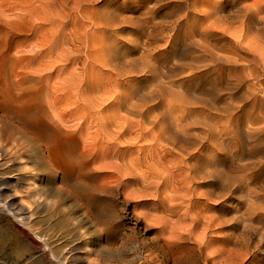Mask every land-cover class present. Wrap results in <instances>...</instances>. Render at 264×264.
Returning <instances> with one entry per match:
<instances>
[{
    "label": "rangeland",
    "instance_id": "1",
    "mask_svg": "<svg viewBox=\"0 0 264 264\" xmlns=\"http://www.w3.org/2000/svg\"><path fill=\"white\" fill-rule=\"evenodd\" d=\"M4 1L0 4L5 8L1 15L4 22L0 21L1 116L9 109L29 107L43 116L50 123L54 141L52 159L65 178L60 183L32 146L21 159L36 180L34 186L27 187L24 179L15 180L23 171L21 166L7 168L3 164L7 157L0 156V264H264V35H259L264 31V2L245 0L261 6L256 18L251 15L252 20L249 15L248 21L258 27L244 33L242 43L247 49L242 43L241 51L231 48L236 45L229 42L233 36L227 35L233 28L224 37L196 33L198 37L193 39L211 42L212 48L222 54L214 57L215 61L186 52L190 50L185 43L187 29H196L197 25L195 19L184 20L180 15L173 20L160 17L164 30L154 41L159 45H144L134 25L130 26L137 19L150 17L141 14L140 0ZM161 2L176 4V0ZM28 4H32L31 9ZM21 8L30 11L22 12ZM159 8V15L163 14ZM105 12L109 23L102 16ZM173 26L181 31L180 46L169 41ZM260 28L261 32L257 31ZM160 35L165 36L160 39ZM218 39L224 41L218 43ZM224 52L231 60L223 56ZM205 64L209 69L215 67L210 71ZM161 133L170 137L165 136V140ZM177 134L179 138L174 137ZM169 139L178 142L169 143ZM113 167L123 171L116 172ZM208 171L215 175L203 179L202 172ZM227 173L237 182L229 180ZM239 175L244 176L242 180ZM206 189V194L202 193ZM34 193L41 200H34ZM80 196L90 200V214H85ZM35 201L42 205L36 208L30 223L51 251L16 218L17 213L26 212L27 202L36 206Z\"/></svg>",
    "mask_w": 264,
    "mask_h": 264
},
{
    "label": "bare ground",
    "instance_id": "2",
    "mask_svg": "<svg viewBox=\"0 0 264 264\" xmlns=\"http://www.w3.org/2000/svg\"><path fill=\"white\" fill-rule=\"evenodd\" d=\"M4 1V0H3ZM18 1H20V0H18ZM17 1V4L18 3H20V2H18ZM31 1V0H30ZM36 1H38V0H36ZM43 1H45V0H43ZM43 1H40V2H43ZM47 2H48V0H46ZM68 1V0H67ZM74 1H76V0H74ZM74 1H71L72 2V4H74L75 2ZM81 0H79V2H80ZM93 1V0H92ZM91 1V2H92ZM106 1V0H105ZM138 1V0H137ZM141 2V4H138V7H139V5H141L143 8V13H141L142 15L144 14V15H149L150 17H146V16H144V18L141 16L140 18H143L142 20H140L139 19V22H138V17L139 16H137V18H134V20H136L137 19V21H132L134 24H131L130 26L132 27V25H134L133 26V28H134V31L139 35V37L141 38V40H142V43L144 44V45H150V44H152L155 40H156V38L159 36V34H161L162 32H163V26H164V23H163V21L161 20L163 17H173L174 16V18L175 17H177L178 15H180V18H181V16L184 18V20H188L189 18H191V20L192 19H195V21H194V23H196L195 25H197V27H195L196 29H194V28H192L191 27V29L189 28V29H187V35L189 34V37H186V40H187V42H185L186 43V45L188 46V48H190V50H186V49H188L186 46V49L184 48L183 50H186V52L187 53H189V54H194V55H196L197 54V57L199 56V57H212V58H214V57H217L218 55H221L222 56V54H218V52H217V50L215 49H213L212 47V43L211 42H209V43H207V41L205 40H201V39H198V38H196V39H193V38H195L194 36L196 35V33H197V35H200V34H202L201 36L202 37H205V36H209V35H211V36H213L214 34H220L221 36H223L224 34H226L225 32L226 31H228L229 33H231L229 30L231 29V28H233V33H231V35L229 34V33H227V34H229V35H227V36H233V41H232V39H231V37H229L231 40H229L228 38H227V36H225L226 38H227V41L229 40V42L231 41V43L233 44V43H235V45L236 46H234L233 45V47H231V48H234V47H237V48H239V50H240V44L243 42L242 41V39L244 38V33L245 32H249V31H252L253 29H257V27L255 26V24H253V22L252 21H248V20H250L249 19V17L251 16V15H253L254 16V18H256V16H257V13L259 12V7L261 8V6H258V4L256 3L257 2V0H256V2L254 1V2H252V4H247V3H245V0H176V4H174V5H170V4H166V3H162V4H159L160 3V1L159 0H154V1H156L159 5H155L154 3H156V2H154V1H151V0H140ZM250 1V0H249ZM261 2H264V1H262V0H260ZM5 2V1H4ZM7 2H10V0L9 1H7ZM25 3L27 2V1H24ZM66 2V1H65ZM74 2V3H73ZM82 2V1H81ZM85 2H87V1H85ZM113 2H114V0H113ZM150 2H154L152 5H148V4H150ZM174 2V1H173ZM172 2V3H173ZM260 2V3H261ZM11 3V2H10ZM9 3V4H10ZM14 3H16V2H14ZM28 3H30L29 1H28ZM49 3V2H48ZM82 3H84V2H82ZM89 3V2H88ZM87 3V5H90V4H88ZM104 3V2H103ZM111 3V2H110ZM109 3V4H110ZM131 3H132V1H131ZM134 3H135V1H134ZM138 3V2H137ZM259 3V4H260ZM0 4H2V0H0ZM16 4V5H17ZM21 4V3H20ZM24 4V3H23ZM33 4V3H32ZM32 4H28V5H31V6H28L29 8L30 7H32ZM44 4V3H43ZM45 4H47L46 2H45ZM76 4V3H75ZM79 4V3H78ZM78 4H76V5H78ZM19 5V4H18ZM67 5H69V3L67 2ZM81 5H83V4H81ZM80 5V6H81ZM86 4H84V6H85ZM112 5V4H111ZM131 5V4H130ZM133 5V4H132ZM137 5V4H136ZM261 5V4H260ZM3 6V5H2ZM9 6V5H8ZM48 6V5H47ZM46 6V7H47ZM71 6V5H70ZM70 6H69V8H70ZM75 6V5H74ZM73 6V7H74ZM184 6L185 7H187L183 12H182V9L184 8ZM10 7H11V4H10ZM18 7V6H17ZM21 7V6H20ZM38 7V6H37ZM72 7V6H71ZM90 7V6H89ZM131 7V6H130ZM159 7H162V10L164 11V12H162L163 14H160L159 15ZM262 7H264V6H262ZM12 8H13V6H12ZM27 8V7H26ZM82 8V7H81ZM85 8H86V6H85ZM84 7H83V9H82V11L85 9ZM104 8V7H103ZM136 8V7H135ZM135 8H132V9H135ZM141 8V7H140ZM19 10H20V8H18ZM23 9V10H22ZM31 9V8H30ZM30 9H28V10H26V9H24V8H21V11L23 12V11H30ZM73 9H75V8H73ZM73 9H72V11H73ZM3 10H5V8L3 9V7L1 8V6H0V21L3 19L4 20V18L1 16L2 14H5L4 12H3ZM9 10V9H8ZM35 10V9H34ZM76 10L77 9H75V12H76ZM90 10V9H89ZM12 11V10H11ZM16 11V10H15ZM31 11H33V8H32V10ZM101 12H102V10H100ZM100 11H98L99 13H100ZM105 11V10H104ZM103 11V12H104ZM138 11V10H137ZM182 13H181V12ZM261 11H264V10H261ZM45 12V11H44ZM81 12V9L79 10V13ZM97 12V11H96ZM109 12H111L110 10H109ZM32 13V12H31ZM30 13V14H31ZM107 12H105V13H102V14H104V15H102V16H105V15H107L106 14ZM260 13V12H259ZM17 15L19 14V13H16ZM28 14V13H27ZM76 14H77V12H76ZM81 14V13H80ZM90 14H91V12H90ZM109 14V13H108ZM111 14H113V12L111 13ZM195 14H197V16L195 15ZM13 15V14H12ZM15 15V14H14ZM20 15H22V13L20 14ZM19 15V16H20ZM29 15V14H28ZM28 15H26L25 14V16H27V17H29ZM32 15H34V13H32L31 14V18H32ZM83 15V14H82ZM81 15V16H82ZM162 15V16H161ZM250 15V16H249ZM72 16V15H71ZM76 16V15H75ZM92 16V15H91ZM96 17L98 16V15H95ZM101 16V17H102ZM110 16H113V15H110ZM115 17L117 16V14L116 15H114ZM113 16V17H114ZM262 15H260V18H262L261 17ZM23 17H24V15H23ZM93 17H94V15H93ZM93 17H92V19H93ZM100 17V16H99ZM107 17H109V16H107ZM156 17H158V18H156ZM160 17H162V18H160ZM252 17V16H251ZM72 18H73V16H72ZM78 18V17H77ZM110 18H112V17H110ZM171 18H169V19H171ZM257 18H259V17H257ZM259 18V19H260ZM79 19V18H78ZM102 19V18H101ZM166 19V18H165ZM164 19V20H165ZM73 20H74V18H73ZM80 20V19H79ZM78 20V21H79ZM96 20H99V19H96ZM105 20H106V16H105ZM110 20V19H109ZM108 19L105 21V22H107V23H109L108 21H109ZM172 20H173V18H172ZM182 20V19H181ZM183 20V21H184ZM252 20H253V17H252ZM256 20V19H255ZM261 20V19H260ZM67 21V20H66ZM92 21H94V20H92ZM112 21V20H111ZM114 22H116L115 20H113ZM175 21V20H174ZM178 21V20H177ZM177 21H176V24H179V23H177ZM261 21H264V20H261ZM260 21V22H261ZM1 22H4V21H1ZM102 23L104 22V18H103V21H101ZM114 22H112V23H114ZM131 22V21H130ZM180 22V21H179ZM187 22V21H186ZM185 22V23H186ZM189 22H191V23H193V21H189ZM252 22V23H251ZM256 22V21H255ZM260 22H258V23H260ZM9 23V22H8ZM68 23H71V22H68ZM74 23V22H73ZM102 23H100V24H97L96 23V26H98V25H101ZM116 23H118V22H116ZM185 23H182V24H185ZM262 23H264V22H262ZM5 24H7V23H4V25ZM94 24V26H95V23H93ZM106 24V23H105ZM110 24H111V22H110ZM115 24V23H114ZM1 25H3L2 23L0 24V26ZM71 25V24H70ZM69 25V26H70ZM104 24H102V26H103ZM179 25H181V24H179ZM187 25V24H186ZM186 25H184V26H186ZM190 25V24H189ZM194 25V26H195ZM262 25V24H261ZM105 27L106 26H109L108 24L107 25H104ZM111 26L112 27H114L115 28V26H113L112 24H111ZM121 26V25H120ZM119 26V27H120ZM123 26V25H122ZM2 27V26H1ZM70 27H72V26H70ZM118 27V26H117ZM187 27H189V26H187ZM259 27H261L260 26V24H259ZM109 28V27H108ZM113 28V31H116L115 29ZM130 28V27H129ZM173 28V30H174V32H170L171 34H169L168 36H169V41H172V43L174 44V45H177L178 44V42L180 41V34H179V31L177 30V28L178 27H172ZM184 28H186V27H184ZM104 29V28H103ZM118 29H121V28H118ZM179 29H180V27H179ZM106 30V29H105ZM110 30H112V29H110ZM172 30V31H173ZM261 30H262V28H260V30H257V31H260L261 32ZM186 31V30H185ZM254 31V30H253ZM252 31V32H253ZM71 32V31H70ZM69 32V33H70ZM103 32V31H102ZM166 31H164V33H165ZM256 32V31H255ZM262 32H264V31H262ZM261 32V34H259V32H257L259 35H264V33H262ZM72 33V32H71ZM73 33H74V31H73ZM72 33V34H73ZM99 33V32H98ZM130 33V32H129ZM128 33V34H129ZM167 33V32H166ZM180 33H181V31H180ZM214 33V34H213ZM256 33V34H257ZM101 34H103V33H101ZM117 34V33H116ZM253 35H255L256 36V34H254V33H252ZM111 35H113L114 36V34H111ZM158 35V36H157ZM162 35V34H161ZM161 35H160V39H162L163 37H161ZM180 35V36H179ZM196 35V36H197ZM73 36V35H72ZM103 36V35H102ZM102 36H100V37H102ZM106 36V35H105ZM109 36V35H108ZM132 36V35H131ZM134 36H136V35H134ZM185 36V35H184ZM210 36V37H211ZM220 36V37H221ZM250 36H252V35H250ZM253 37V38H256V37ZM258 36V35H257ZM76 36H74V38H75ZM81 37V36H80ZM98 38H99V36H97ZM97 37H95V38H97ZM136 37H138V36H136ZM183 37V36H182ZM198 37V36H197ZM214 37V36H213ZM212 37V38H213ZM216 37V36H215ZM219 37V36H218ZM217 37V38H218ZM219 37V38H220ZM224 37V36H223ZM259 37V36H258ZM262 38H264V36H261ZM97 38V39H98ZM104 38V37H103ZM167 38V37H166ZM199 38H201L200 36H199ZM206 38H208V37H206ZM226 38H224V39H226ZM252 38V39H253ZM77 39V38H76ZM84 39V38H83ZM82 39V40H83ZM119 39V38H118ZM134 39V38H133ZM168 39V38H167ZM198 39V40H197ZM211 39V38H210ZM209 39V40H210ZM214 39V38H213ZM212 39V40H213ZM96 40V39H95ZM106 40V39H105ZM108 40V39H107ZM129 40V39H128ZM138 40V39H137ZM164 40H166V39H164ZM163 40V44H165V41ZM184 40V39H183ZM199 40H201V41H199ZM208 40V39H207ZM219 40V39H218ZM221 41H224L223 39H220ZM220 40H219V42L218 43H220ZM254 40V39H253ZM252 40V41H253ZM256 40V39H255ZM261 41V39H258V41ZM101 41V40H100ZM103 41V40H102ZM159 41V40H158ZM96 42V41H95ZM131 42L133 43V41H132V39H131ZM181 42H183V41H181ZM247 42H249V41H247ZM246 42V43H247ZM254 42V41H253ZM261 42H264V41H261ZM137 43V42H136ZM139 43V42H138ZM155 43V42H154ZM157 43V42H156ZM155 43V44H156ZM167 43V42H166ZM227 43V42H226ZM243 43H245V41L243 42ZM242 43V47L244 48V46H245V44H243ZM251 43V42H250ZM128 44V43H127ZM135 44V43H134ZM161 44V43H160ZM162 44V45H163ZM211 45V47H210V45ZM228 44V43H227ZM133 45V44H132ZM156 45H159V44H156ZM168 45V47H169V44H167ZM179 46H180V44H178ZM183 46L185 45V44H182ZM244 45V46H243ZM98 46H99V44H98ZM97 46V47H98ZM104 46V45H103ZM135 46H137V45H135ZM142 46V45H141ZM161 46V45H160ZM160 46H159V48H160ZM163 46H165V45H163ZM101 47H102V45H101ZM106 47H108V46H106ZM133 47V46H132ZM162 47V46H161ZM217 47V46H216ZM145 48H146V50H149L146 46H145ZM165 48H167V47H165ZM181 48V47H180ZM242 48V49H243ZM100 49V48H99ZM103 49H106L105 47L103 48ZM108 49V48H107ZM133 49V48H132ZM138 49H139V47H138ZM144 49V48H143ZM161 49H163V48H161ZM176 49V48H175ZM225 49V48H224ZM235 49V48H234ZM244 49H247V47L246 48H244ZM95 50V49H94ZM102 50V49H101ZM114 50V49H113ZM146 50H144V51H142L143 53L146 51ZM182 50V49H181ZM182 50V51H183ZM227 50H229V49H227ZM233 50V49H232ZM103 51V50H102ZM107 51V50H106ZM105 51V52H106ZM112 51V50H111ZM138 51V50H137ZM153 51V50H152ZM152 51H150V52H152ZM156 51H157V49H156ZM162 51V50H161ZM169 51V50H168ZM223 51V50H222ZM230 52H231V49L229 50ZM235 51V50H234ZM236 51H237V49H236ZM235 51V52H236ZM241 51V50H240ZM246 51V50H245ZM104 52V53H105ZM115 52V51H114ZM135 52V51H134ZM141 52V54H143ZM147 52H149V51H147ZM147 52H145L146 54H147ZM155 52V51H154ZM166 52V51H165ZM174 53H175V51H173ZM180 52V51H179ZM185 51L183 52V53H185V55L187 54ZM239 52V51H238ZM238 52H236L237 54H238ZM98 53H100V51L98 50ZM136 53V52H135ZM223 53V52H222ZM225 53V52H224ZM236 53H231L232 55L231 56H235L234 54H236ZM139 54V53H138ZM153 54V53H152ZM151 53H150V55H152ZM106 55V54H105ZM104 55V56H105ZM113 54H109V56H112ZM145 55V54H144ZM143 55V56H144ZM149 55V54H148ZM155 55V54H154ZM156 55H158V54H156ZM177 55H179V54H177ZM176 55V56H177ZM183 55V54H182ZM181 55V56H182ZM226 53L225 54H223V56L226 58ZM108 56V55H107ZM108 56V57H109ZM142 56V57H143ZM180 56V57H181ZM220 56V57H221ZM112 57H116V56H112ZM145 57H147V56H145ZM183 57H185L184 55H183ZM190 57V56H189ZM196 57V56H195ZM196 57V58H197ZM224 57H222V60L223 59H225ZM217 58H219V56L217 57ZM230 60H231V58L230 57H228ZM228 58H226L227 60H228ZM240 58V57H239ZM110 59V58H109ZM190 59V58H189ZM209 59V58H208ZM241 59V58H240ZM198 60V59H197ZM199 60H202V59H199ZM210 60H211V58H210ZM214 60H215V58H214ZM219 60V59H218ZM217 60V61H218ZM221 60V59H220ZM226 60V62H228ZM230 60H229V63H231L230 62ZM233 60V59H232ZM193 61V60H192ZM204 61H205V59H204ZM216 61V60H215ZM225 61V60H224ZM236 61V60H235ZM194 62H196V61H194ZM220 62V61H219ZM219 62H218V67L219 68H221L220 66H219ZM224 63V62H223ZM235 63V62H234ZM189 64H191V63H189ZM215 64V63H214ZM217 64V63H216ZM247 64V63H246ZM206 65V64H205ZM190 66V65H189ZM206 66H208V64L206 65ZM215 67V66H214ZM213 67V68H214ZM218 67H217V69H216V71L218 70ZM192 68H193V65H192ZM206 68H208L209 69V66L208 67H206ZM213 68H210L209 70L211 71V70H213ZM236 68V67H235ZM215 70V69H214ZM226 72V71H225ZM228 72V71H227ZM220 74V73H219ZM240 75H241V73H239ZM238 74V75H239ZM220 78V77H219ZM237 78V77H236ZM240 78V77H239ZM243 78V77H242ZM216 82V81H215ZM227 83V82H226ZM140 95V94H139ZM138 95V96H139ZM37 103V102H36ZM33 107V106H32ZM186 111V110H185ZM1 112H3V111H1ZM3 116V117H2ZM1 116V113H0V156H6L7 157V159H6V161L3 163L7 168L8 167H13V166H16V165H20L21 166V169H23V171L21 172V173H18L17 175H16V177H15V180H21V179H24L25 181H26V185H27V187H29V186H34V183H35V178L33 177V175L30 173V172H28V171H26L25 169H26V163H25V160L24 161H22L21 159H23L22 157H23V155L25 154V152L28 150V149H30L31 150V148H32V146H34L35 148H37L38 150L37 151H39L40 152V157L43 159V160H45V162L49 165V170H51V172L52 171H54L55 172V177L56 178H58L59 179V181H60V183H62L63 182V180H64V173L59 169V167L60 166H58V164L52 159V156L53 155H51V148L53 147V140L50 138V123L47 121V120H45V118L43 117V116H41V115H38L37 113H36V111H34V108H32L31 109V107H29V109H23V110H15V109H9V110H7L6 112H4L3 113V115ZM5 119L6 121L5 122H3V120H1V119ZM54 121V120H53ZM230 121H228V123H229ZM234 122V121H233ZM225 123V122H224ZM226 124H227V121H226ZM179 125V124H178ZM180 125H182V124H180ZM183 125L184 126H188V125H186L185 123H183ZM218 125V124H217ZM176 126V125H175ZM183 126V127H184ZM182 127V126H181ZM189 127V126H188ZM221 127V126H220ZM224 128L223 129H225V126H223ZM177 128V127H176ZM185 128V127H184ZM187 128V127H186ZM162 129V128H161ZM165 129V128H164ZM222 129V130H223ZM228 129V131H229V129H232V128H227ZM226 129V130H227ZM255 129V128H254ZM167 130V129H166ZM166 130H163V131H166ZM220 130V129H219ZM221 130V131H222ZM226 130H224L225 132H226ZM232 131V130H231ZM75 132V131H74ZM161 132H162V130H161ZM166 132H168V130L166 131ZM165 132V133H166ZM170 132V131H169ZM220 132V131H219ZM222 133V132H221ZM222 134H225L224 132L222 133ZM226 134H227V132H226ZM160 135H162L161 137H163V134L161 133ZM168 135V134H167ZM166 135H164V137H165ZM169 136V135H168ZM168 136H166L167 137V139H168ZM172 136H174V135H171V138H172ZM178 136V138H179V135L177 134V135H175L174 137H177ZM217 136V135H216ZM215 136V137H216ZM218 136H219V134H218ZM221 136V135H220ZM219 136V137H220ZM161 137H159V140L161 139V140H167L166 139V137L163 139V138H161ZM170 137V136H169ZM158 138V137H157ZM170 138V139H171ZM181 138H183V137H181ZM221 138V137H220ZM170 139H169V143L170 142H173V141H170ZM177 139V138H176ZM207 139V138H206ZM160 140V141H161ZM179 140V139H178ZM215 140V139H214ZM181 141V140H180ZM207 141V140H206ZM210 141H213L211 138H210ZM210 141H209V143H210ZM167 142V141H166ZM176 142H178L177 140H176ZM176 142L174 141V143L176 144ZM219 142V141H218ZM168 143V144H169ZM212 143V142H211ZM52 144V145H51ZM213 144H214V141H213ZM220 144V143H219ZM218 144V146H220ZM222 144V143H221ZM178 145H180V144H178ZM215 146H216V144H215ZM217 146V147H218ZM222 146V145H221ZM220 146V147H221ZM177 147H179V146H177ZM185 147V146H184ZM176 148V147H175ZM179 148H181V146L179 147ZM182 148H183V146H182ZM221 148H223V147H221ZM172 150V149H171ZM170 150V151H171ZM181 150H183V151H185V149H181ZM181 150H178V151H181ZM224 150V149H223ZM173 151V150H172ZM171 151V152H172ZM182 152V151H181ZM177 153V152H176ZM183 153V152H182ZM186 153L187 152H185V155H186ZM157 154V153H156ZM159 154V153H158ZM172 154V153H171ZM184 154V153H183ZM30 155V154H29ZM166 155H167V153H166ZM177 155H178V153H177ZM173 156V155H172ZM176 156V155H175ZM175 156H174V158H175ZM187 156V155H186ZM210 156H212V155H210ZM209 156V158H211ZM216 156V155H215ZM222 156V155H221ZM227 156V155H226ZM164 157V156H163ZM166 157V156H165ZM184 157V156H183ZM217 157H218V155H217ZM1 158V157H0ZM27 158H28V156H27ZM151 158V157H150ZM178 158V157H177ZM187 158V157H186ZM197 158V157H196ZM216 158V157H215ZM69 159V158H68ZM173 159V158H172ZM176 159V158H175ZM180 158H178V160H179ZM189 159H192V158H189ZM221 159V158H220ZM1 160V159H0ZM96 160V159H95ZM182 160V159H181ZM185 160V159H184ZM174 161V160H173ZM176 161V163L177 162H179V161H177V160H175ZM204 161V160H203ZM214 161H215V159H214ZM220 161V160H219ZM218 161V162H219ZM222 161H224V159L222 160ZM3 162V161H2ZM1 162V163H2ZM95 162V161H94ZM171 162H172V160H171ZM182 162V161H181ZM193 162V161H192ZM99 163V162H98ZM103 163V162H102ZM109 163V164H108ZM108 163H105V164H108V165H110L111 164V162H108ZM117 163V162H116ZM175 163V162H174ZM175 163V164H176ZM190 163V162H189ZM195 164L197 163V161H195L194 162ZM204 163H205V161H204ZM207 163V162H206ZM210 163V162H209ZM215 163V162H214ZM214 163H212L213 165H214ZM224 163V162H223ZM99 164H101V163H99ZM184 164H185V162H184ZM208 164V163H207ZM244 164V163H243ZM261 164V163H260ZM172 165H173V163H172ZM171 165V166H172ZM201 165H203L202 163H201ZM201 165H199V166H201ZM244 165H246V162H245V164ZM244 165H242V166H244ZM247 165H248V163H247ZM99 166V165H98ZM100 166H102V165H100ZM111 166V165H110ZM109 166V167H110ZM115 166V165H114ZM165 166L166 167H168L166 164H165ZM178 166H180L179 165V163H178ZM184 166V165H183ZM224 166V165H223ZM226 166V165H225ZM94 167H96V168H98L97 167V164L94 166ZM108 167V166H107ZM116 167V166H115ZM115 167H113V169L115 170L116 169V172H119L118 170H120V168L119 169H117V168H115ZM170 167V166H169ZM175 167V166H174ZM187 167V166H186ZM190 167H193L194 169H196L195 167H197V165H195V166H190ZM203 167V166H202ZM219 167V166H218ZM248 167H249V165H248ZM247 167V168H248ZM100 168V167H99ZM101 168H103V166L101 167ZM122 168V167H121ZM172 168V167H171ZM175 168H177V167H175ZM180 168H181V166H180ZM198 168V167H197ZM206 168H207V166H206ZM210 168V167H209ZM215 168V167H214ZM126 169V168H125ZM184 169H186L185 167H184ZM187 169H190L189 167L187 168ZM218 169H220V168H217L216 169V171L218 170ZM225 169V168H224ZM242 170H244V169H246V167L243 169V167L241 168ZM122 171H123V169H121ZM121 170H120V172H121ZM166 170V169H165ZM172 170V169H171ZM175 170V169H174ZM202 170V169H201ZM207 170V169H206ZM205 170V171H206ZM173 171V170H172ZM188 171V170H187ZM187 171H186V173H187ZM192 171V170H191ZM199 171H200V169H199ZM202 171H204V169L202 170ZM214 171H215V169H214ZM213 171V172H214ZM222 171V170H221ZM129 172H131V169H130V171ZM128 172V173H129ZM168 172V171H167ZM174 172V171H173ZM181 172V171H180ZM220 172V171H219ZM127 173V172H126ZM172 173V172H171ZM179 173V172H178ZM190 173V172H189ZM194 173V172H193ZM202 173H205L204 175H203V179L205 178L204 176H214L215 175V173L213 174V173H211V172H202ZM218 172H216V175H220V174H217ZM121 174V173H120ZM123 174H124V172H123ZM129 174H131V173H129ZM170 174V173H169ZM169 174H168V176H169ZM173 174V173H172ZM188 174V173H187ZM199 174V173H198ZM201 174V173H200ZM224 174V173H223ZM225 174H226V172H225ZM224 174V175H225ZM122 175V174H121ZM177 175V174H176ZM175 175V176H176ZM188 175H190V174H188ZM228 173H227V177H228ZM123 176V175H122ZM126 176H127V174H126ZM172 176V175H171ZM174 176V175H173ZM178 176V175H177ZM176 176V177H177ZM185 176V175H184ZM202 176V175H201ZM235 176H238V175H235ZM240 177H239V179L240 180H242V178L244 177L243 175H239ZM191 177V176H190ZM193 177V176H192ZM216 177V176H215ZM229 177L230 178H228L229 180H232L233 178H231V175H229ZM175 178V177H174ZM179 178H180V174H179ZM175 179V182H176V180H180V179ZM185 178V177H184ZM183 178V179H184ZM200 178V177H199ZM202 178H200V179H202ZM213 178V177H212ZM211 178V179H212ZM220 178V177H219ZM235 178H237V177H235ZM126 179V178H125ZM170 179V178H169ZM185 179H187V178H185ZM191 179V178H190ZM190 179H189V181H190ZM194 180H195V177L193 178ZM193 179H192V181H193ZM210 179V178H209ZM214 179V178H213ZM212 179V180H213ZM216 179V178H215ZM218 179V178H217ZM223 180H224V178H222ZM142 180V179H141ZM197 180H198V178H197ZM211 180V181H212ZM219 180V179H218ZM233 180H235V179H233ZM144 181V180H143ZM182 181V180H181ZM181 181L179 182L180 184H181ZM185 181V180H184ZM191 181V182H192ZM215 181V180H214ZM170 182V181H169ZM186 182V181H185ZM184 182V183H185ZM195 182V181H194ZM202 182H204V181H202ZM222 183V180L220 179V181H219V183ZM226 182H231V181H227L226 180ZM235 182H237V180H235ZM173 183H174V180H173ZM177 183V182H176ZM178 183V184H179ZM188 183V182H187ZM205 183V182H204ZM214 183V182H213ZM216 183H217V180H216ZM85 184V183H84ZM189 184H190V182H189ZM192 184V183H191ZM190 184V185H191ZM198 184V183H197ZM218 184V183H217ZM225 185L227 184V183H224ZM63 185V184H62ZM62 185H58L57 187H59V188H61V186ZM184 185V184H183ZM185 185H186V183H185ZM195 185V184H194ZM205 185V184H204ZM222 185H223V183H222ZM232 185H233V183H232ZM232 185H230V186H232ZM234 185H235V183H234ZM236 185L238 186L239 185V183L237 184L236 183ZM189 185L187 184L186 185V187H188ZM216 186V185H215ZM219 186V185H218ZM227 186V185H226ZM157 187V186H156ZM173 187V186H172ZM177 187V186H176ZM190 187V186H189ZM195 186H193V188H194ZM214 187V186H213ZM222 187V186H221ZM228 187V186H227ZM59 188H57V189H59ZM192 188V187H191ZM193 188L191 189L192 191H193ZM208 188V187H207ZM28 189H30V188H28ZM53 189V188H52ZM179 189V188H178ZM184 189V188H183ZM188 189V188H187ZM186 189V190H187ZM209 189V188H208ZM208 189H206V190H204V191H202V193H204L205 191H207ZM216 189V188H215ZM222 189V188H221ZM223 189H224V187H223ZM231 189V188H230ZM176 190H177V188H176ZM190 190V189H189ZM210 190V189H209ZM233 190V189H232ZM27 191V190H26ZM219 191H221V190H219ZM29 192V191H28ZM70 192V191H69ZM130 192V191H129ZM185 192V191H184ZM189 192V191H188ZM198 192H200V191H198ZM223 192V191H222ZM32 193V192H31ZM71 193V192H70ZM82 193H83V191H82ZM191 193H193V192H190V194ZM201 193V192H200ZM210 193V192H209ZM218 193V192H217ZM193 194H196V193H193ZM199 194V193H198ZM205 194H206V192H205ZM208 194V193H207ZM212 193H210V195H211ZM223 194L224 193H222V196H223ZM200 195V194H199ZM220 195V194H219ZM33 196H34V200H41L40 199V197L38 196V195H36V193H34L33 194ZM78 196V195H77ZM214 196V195H213ZM218 196V195H217ZM203 197V196H202ZM89 198H91V197H89ZM127 198V197H126ZM189 198H191V197H189ZM19 199L20 200H25L22 196H19ZM79 199H80V201H81V205H82V208H84V211H85V214H90V200H83L82 199V196H80L79 197ZM171 199V198H170ZM207 199V198H206ZM208 200V199H207ZM37 201H35V202H37ZM24 203V202H23ZM2 205V204H1ZM32 204H28V202H27V206H26V204H25V206L27 207V209H26V212H23V214H18L17 213V215H16V218H17V220L23 225V226H25L26 228H28L30 231H32L33 232V234L38 238V240H40V241H42L43 242V244H44V247L45 248H47V249H49L50 250V247L47 245V243H46V241H45V239H44V237L42 236V235H38L36 232H35V230H34V227H33V224H31L30 222L32 221V215H33V213H35L36 212V208L39 206H41L42 205V203L41 202H37L36 203V206H31ZM170 205H172V203L170 204ZM177 205V204H176ZM176 205H173L172 206V208H175V206ZM24 206V207H25ZM169 207V206H168ZM18 208V207H17ZM20 208H22V207H20ZM170 209H172L171 208V206L169 207ZM168 208V209H169ZM24 209V208H23ZM20 210V209H19ZM23 211V210H22ZM21 211V212H22ZM10 212V211H9ZM186 213V212H185ZM254 214V213H253ZM15 215V214H14ZM187 215V214H186ZM88 216V215H87ZM186 217V216H185ZM193 217V216H192ZM200 217V216H199ZM203 217V216H202ZM207 217V219H209L208 218V216H205V218ZM217 217V216H216ZM191 219H196V218H191ZM203 219V218H202ZM197 220H199L198 218H197ZM204 221H205V219H203ZM203 220H201V221H203ZM207 221V220H206ZM216 221V220H215ZM220 222H221V220H219ZM204 223V222H203ZM211 223H213V222H211ZM218 223V222H217ZM202 224V223H201ZM213 224H216V223H213ZM220 224V223H219ZM210 225V224H209ZM217 225V224H216ZM221 225V224H220ZM211 226H213V225H211ZM217 227H218V225H217ZM205 228L206 227H204L203 229L205 230ZM211 228V227H210ZM172 229V228H171ZM203 229H201L202 231H203ZM208 230V229H207ZM209 231V230H208ZM212 231V230H211ZM215 231V230H214ZM220 231H222V230H220ZM200 232V231H199ZM202 233V232H201ZM204 233V232H203ZM207 233V232H206ZM221 233V232H220ZM199 234V233H198ZM208 234V233H207ZM200 236V235H199ZM204 236H206V235H204ZM203 237V236H202ZM202 237H201V239H202ZM211 236H208V238H210ZM207 238V239H208ZM221 238H225V237H222L221 236ZM197 239H200V237L199 238H197ZM200 239V240H201ZM204 239V238H203ZM216 239V238H215ZM199 240V242H202V241H204V240H202V241H200ZM197 241V240H196ZM217 241V240H216ZM225 241V240H224ZM208 242V241H207ZM206 242V243H207ZM220 243V242H219ZM219 243H217V244H219ZM243 243V242H242ZM208 244H210V242L208 243ZM213 244V243H212ZM236 244V243H235ZM244 244V243H243ZM205 245V243L203 244V246ZM25 246V245H24ZM48 246V247H47ZM202 246V245H201ZM44 247H42V248H44ZM204 247H206V246H204ZM209 247V246H208ZM219 247H222V246H220L219 245ZM217 248H218V245H217ZM229 248V247H228ZM218 249H221V248H218ZM217 249V250H218ZM231 249V248H230ZM225 250V249H224ZM229 250V249H228ZM45 251V250H44ZM51 251V250H50ZM50 251L48 252V253H50ZM220 251V250H219ZM222 252H224L223 251V249H222ZM226 252H227V250H226ZM214 253H217V252H214ZM221 252H219V254H220ZM237 253H239V252H237ZM237 253H235V254H237ZM245 254V253H244ZM215 255V254H214ZM238 255V254H237ZM248 254L246 253V255L245 256H247ZM242 256H244V255H242ZM244 258V257H243ZM243 258L241 257L240 259H242L243 260ZM237 260V259H236ZM240 262V261H239ZM242 262V261H241Z\"/></svg>",
    "mask_w": 264,
    "mask_h": 264
}]
</instances>
